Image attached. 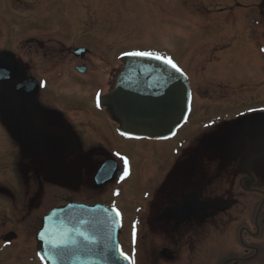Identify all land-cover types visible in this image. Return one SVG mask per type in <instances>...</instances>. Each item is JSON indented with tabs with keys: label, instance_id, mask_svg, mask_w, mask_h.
<instances>
[{
	"label": "flooded vegetation",
	"instance_id": "af4514ba",
	"mask_svg": "<svg viewBox=\"0 0 264 264\" xmlns=\"http://www.w3.org/2000/svg\"><path fill=\"white\" fill-rule=\"evenodd\" d=\"M50 4L51 0H3L0 8V65L17 67L16 75L0 80V264H41L36 232L51 207L112 205L110 198L120 196L131 175L130 159L115 144L140 141L117 133L118 124L99 103L116 83L121 67L116 50L107 56L101 53L107 35L91 24L88 28L95 27V33L86 38L85 19L77 14L78 22H63ZM222 5L214 13H224L227 8ZM101 77L105 84H98ZM25 83L28 86L22 87ZM220 95L223 99L225 93ZM235 125L238 136L230 133ZM258 127H264L262 112L237 116L201 138L225 139V150L216 158H221L218 166L227 189L236 186L256 195L253 229L242 225L240 234L262 236V244L250 256L232 258L237 260L232 264L254 258L264 249V149H257L264 148V134ZM201 154L194 148L172 158L168 171L161 168L153 193L136 206L139 221L126 225L117 207L122 221L119 243L131 264H197V228L205 223L209 229V220H217L235 204L229 196L200 195L199 186L212 180L198 167ZM121 157L128 162L126 175ZM102 168L105 172L97 178ZM192 190L199 199H211L206 216L182 218L179 210L177 217L170 216L169 207ZM130 201L125 204L131 206ZM155 232H159L156 237ZM205 245L209 246L208 239Z\"/></svg>",
	"mask_w": 264,
	"mask_h": 264
},
{
	"label": "rangeland",
	"instance_id": "374dc122",
	"mask_svg": "<svg viewBox=\"0 0 264 264\" xmlns=\"http://www.w3.org/2000/svg\"><path fill=\"white\" fill-rule=\"evenodd\" d=\"M2 2L0 0V8ZM221 5L228 10L214 13ZM48 7L69 24L78 22L79 14L82 21L85 19L88 23L86 38L95 33V27H88L97 25L96 28L107 35V42L102 46L103 55L115 50L118 54L123 51L154 52L170 58L192 80L193 112L188 123L177 129L172 138L127 144L118 140L115 144L131 163V175L123 182L120 196L110 198V204L123 213L126 225L141 219L136 206L141 205L140 201L147 194L153 193L161 168L166 165L164 171H168L175 152L196 146L197 139L192 137L200 134L201 129L240 114L264 111V86L260 85L264 81V5L261 0H51ZM104 82L101 77L98 84ZM218 85L223 89H219L217 100H214L209 93L217 91ZM221 92L225 93L223 99ZM203 144V149L209 151V143L204 141ZM215 157H207L203 152L200 158L198 165L204 167L212 180L200 185L199 193L206 198L229 196L235 204L217 220H209V229L205 223L203 228H197V264H222L231 257H247L262 244V236L259 239L240 234L242 225L253 229L256 195L236 186L227 189ZM130 200L132 208L126 205ZM146 229L143 226V233ZM205 232H209L208 237ZM122 233L126 239L128 228ZM158 234L155 232V237ZM206 239L209 246L205 245ZM241 242L250 249L245 250ZM263 253L264 249L258 256L238 261V264H262Z\"/></svg>",
	"mask_w": 264,
	"mask_h": 264
},
{
	"label": "water",
	"instance_id": "95a60500",
	"mask_svg": "<svg viewBox=\"0 0 264 264\" xmlns=\"http://www.w3.org/2000/svg\"><path fill=\"white\" fill-rule=\"evenodd\" d=\"M121 62L114 88L102 99L119 123V133L154 140L171 136L188 113L187 77L152 57L124 55ZM16 70L13 64L0 65V80L16 75ZM209 207V201L188 193L167 213L177 217L179 210L182 218L201 219ZM118 228L115 212L105 206H57L42 218L38 254L47 264H126L117 243Z\"/></svg>",
	"mask_w": 264,
	"mask_h": 264
},
{
	"label": "snow or ice",
	"instance_id": "6c2138e0",
	"mask_svg": "<svg viewBox=\"0 0 264 264\" xmlns=\"http://www.w3.org/2000/svg\"><path fill=\"white\" fill-rule=\"evenodd\" d=\"M124 55H129V56H141V57H152L154 59L157 60H161L163 61L165 64L170 65L172 68L176 69L177 71H180V69L178 68V66L168 57H164L161 56L157 53L154 52H142V51H135V52H129V53H124ZM120 154L117 153V156H119ZM121 159L124 162V174H127V159L124 157H121ZM113 167H115V165H113ZM123 177H121L122 179ZM117 215H119V212H117ZM133 240H135V227L133 226ZM121 255L125 257V259H129V257L123 253V251H121ZM134 264V262H133Z\"/></svg>",
	"mask_w": 264,
	"mask_h": 264
},
{
	"label": "bare ground",
	"instance_id": "6f19581e",
	"mask_svg": "<svg viewBox=\"0 0 264 264\" xmlns=\"http://www.w3.org/2000/svg\"><path fill=\"white\" fill-rule=\"evenodd\" d=\"M191 112H192V109H191Z\"/></svg>",
	"mask_w": 264,
	"mask_h": 264
}]
</instances>
